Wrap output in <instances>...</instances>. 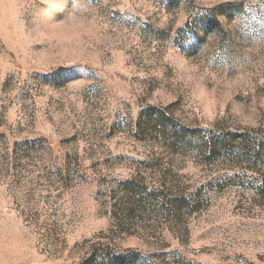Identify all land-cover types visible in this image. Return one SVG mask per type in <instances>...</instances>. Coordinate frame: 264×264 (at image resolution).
I'll return each instance as SVG.
<instances>
[{"label": "rangeland", "instance_id": "374dc122", "mask_svg": "<svg viewBox=\"0 0 264 264\" xmlns=\"http://www.w3.org/2000/svg\"><path fill=\"white\" fill-rule=\"evenodd\" d=\"M0 264H264V0H0Z\"/></svg>", "mask_w": 264, "mask_h": 264}, {"label": "trees", "instance_id": "16d2710c", "mask_svg": "<svg viewBox=\"0 0 264 264\" xmlns=\"http://www.w3.org/2000/svg\"><path fill=\"white\" fill-rule=\"evenodd\" d=\"M175 202H177V201H175Z\"/></svg>", "mask_w": 264, "mask_h": 264}]
</instances>
